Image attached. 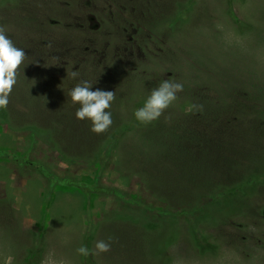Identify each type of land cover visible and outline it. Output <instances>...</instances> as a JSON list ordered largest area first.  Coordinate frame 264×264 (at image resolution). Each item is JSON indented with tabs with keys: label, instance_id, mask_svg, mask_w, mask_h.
Segmentation results:
<instances>
[{
	"label": "rangeland",
	"instance_id": "obj_1",
	"mask_svg": "<svg viewBox=\"0 0 264 264\" xmlns=\"http://www.w3.org/2000/svg\"><path fill=\"white\" fill-rule=\"evenodd\" d=\"M0 29L26 53L0 119V264H264V0H0ZM164 79L178 99L132 126ZM80 80L115 93L103 133L74 118Z\"/></svg>",
	"mask_w": 264,
	"mask_h": 264
},
{
	"label": "clouds",
	"instance_id": "obj_2",
	"mask_svg": "<svg viewBox=\"0 0 264 264\" xmlns=\"http://www.w3.org/2000/svg\"><path fill=\"white\" fill-rule=\"evenodd\" d=\"M26 59L23 48L17 47L13 41L0 29V110L6 109L9 103V95L17 84L21 72V65ZM78 73L71 72L72 78ZM93 84L88 80H80L68 91L70 102L76 106L74 118L77 121H86L90 124V131L95 134L105 132L113 123L110 111L115 93L100 88L93 90ZM184 89V85L171 79L162 80L157 87L150 90L141 107L133 112L134 119L143 125L156 121L166 109L177 99L178 94ZM202 105H190L189 111H202ZM112 237L106 240H97L94 244L96 254L110 251ZM76 253L84 258L92 254V250L81 244Z\"/></svg>",
	"mask_w": 264,
	"mask_h": 264
},
{
	"label": "trees",
	"instance_id": "obj_3",
	"mask_svg": "<svg viewBox=\"0 0 264 264\" xmlns=\"http://www.w3.org/2000/svg\"><path fill=\"white\" fill-rule=\"evenodd\" d=\"M0 119L2 120V121H5L6 120V113L3 111V110H0ZM137 121L135 120V119H133V121H132V123H131V125L133 126L135 123H136ZM131 127H129L128 125H124V126H122L120 129H119V131L118 132H116L115 133V135H113V137H117V138H120L123 134H125L126 132H128L129 131V129H130ZM112 137V138H113ZM23 162H25V161H23ZM66 182H68V181H66ZM162 216V217H161ZM160 217H161V219L163 220L165 217H166V215L164 216V215H161ZM233 216H235V215H233ZM165 221V220H164ZM146 225H147V228H150V227H155L156 225L155 224H153V223H151V222H147V223H145L144 224V226L146 227ZM194 233V232H193ZM192 245L194 246V248H195V250L197 251V252H199V253H204V251L206 250V246H208V243H206L202 238H195L194 236H192ZM37 254V253H36ZM36 254H35V256H34V253H33V255L31 256V258H33V261H32V263L33 264H35L36 262H37V260H38V257L36 256ZM30 258V259H31ZM35 258V259H34Z\"/></svg>",
	"mask_w": 264,
	"mask_h": 264
}]
</instances>
